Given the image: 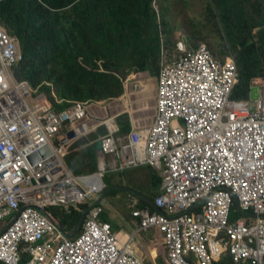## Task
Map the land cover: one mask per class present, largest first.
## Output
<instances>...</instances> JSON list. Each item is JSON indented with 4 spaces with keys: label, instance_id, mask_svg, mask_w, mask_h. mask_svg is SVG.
<instances>
[{
    "label": "built area",
    "instance_id": "built-area-1",
    "mask_svg": "<svg viewBox=\"0 0 264 264\" xmlns=\"http://www.w3.org/2000/svg\"><path fill=\"white\" fill-rule=\"evenodd\" d=\"M235 75L232 62L215 60L204 45L175 62L164 60L158 78L154 124L144 131H132L127 142L112 137L101 141L102 154L114 156L125 165L164 166L168 195L158 197L155 205L165 213L185 210L210 195L204 214L169 220L162 210L153 215L148 210L132 212L133 217L140 218L138 229L158 225L165 232L171 264H191V251L196 262L204 264L208 257L205 231L210 232L211 226L232 237L251 233L249 240H254L255 245L239 244L231 248V253L242 264H264V221L258 220L254 226L241 222L227 225L228 193L219 190L228 188L236 193L241 209L264 214V87L253 110L247 103L230 101ZM40 109L43 113L34 114L27 105L2 106L0 168L14 184L23 183L24 204L49 217L43 211L45 207L82 203L101 188L94 175L73 176L61 159L66 147L86 129L80 123L81 104L56 113L45 101ZM173 119H182L183 123L173 124ZM69 131L73 139L66 137ZM141 139L143 146L139 147ZM45 141L51 153L28 165L26 155ZM38 210L27 207L18 221H38ZM99 213V207L91 209L74 238L61 236L48 260L45 261V249L38 248L37 264H144L129 241H116L110 226L99 220ZM14 238L9 231L0 237V260L16 257Z\"/></svg>",
    "mask_w": 264,
    "mask_h": 264
},
{
    "label": "trees",
    "instance_id": "trees-1",
    "mask_svg": "<svg viewBox=\"0 0 264 264\" xmlns=\"http://www.w3.org/2000/svg\"><path fill=\"white\" fill-rule=\"evenodd\" d=\"M151 2L6 0L1 8L4 18L9 19L13 12L19 11L23 20L14 21L13 30L34 38L22 45L27 62L21 66L19 78L48 91L55 109L60 110L69 101L102 102L120 97L122 78L130 70L147 71L155 77L160 42ZM207 6L212 8L218 26L221 51L225 53L228 49L237 66L238 83L231 98L246 99L250 80L264 77V0H211ZM161 19L165 25L163 11ZM48 81L52 82L50 89L44 85ZM115 121L120 134L130 129L127 114L118 116ZM98 149V142L86 146L83 158L75 164L71 155L67 165L75 174L80 170L95 172ZM142 172L147 173L146 183L142 181ZM103 181L109 187L106 194L115 195L120 189L113 185L123 182L140 192L147 199L141 200V206L154 199L160 186V178L149 167L115 172ZM52 214L68 232L76 227L80 217V212L72 208L55 209ZM140 236L150 244L148 253L155 257V263L163 264L165 248L159 232L151 229ZM215 264L232 263L225 258Z\"/></svg>",
    "mask_w": 264,
    "mask_h": 264
},
{
    "label": "clouds",
    "instance_id": "clouds-1",
    "mask_svg": "<svg viewBox=\"0 0 264 264\" xmlns=\"http://www.w3.org/2000/svg\"><path fill=\"white\" fill-rule=\"evenodd\" d=\"M5 1L6 0H0V112L2 111V106L17 108L18 106L21 105L22 106L27 105L30 108L31 112H34V114H40L43 113V111L40 108L41 106L44 105V102L46 101L47 104L50 105L51 112L58 113L69 110L70 108H72V106H74L77 103L81 104V106L83 107V115L80 123L85 124L86 129L82 135L74 139H73L74 135L71 131L66 132V137L68 139H73V140L64 150V154L61 155V159L66 168V166H68L67 159L71 155H73L76 152L78 153L85 152L86 146L98 142L99 149L97 151L96 171L93 173H81V174L80 173L75 174L72 171H70V173L73 176H83V177L94 175L96 179L94 177L93 178L96 181L97 179L99 180V185L101 189L99 192H97V194L88 197V199L82 203H71L66 205H53V206L45 207L43 211L49 214V217H47L46 215H44L43 212H40L38 209H36V207H31L30 205L24 204L25 202L23 200V197L25 194V187L23 183L18 182L14 184L11 178L9 176H6L0 168V237H2V235L7 233L8 231L13 232V234L15 235L14 242H15V252H16V257L14 259H8V261H5L4 259L0 260V264H37L38 262L37 257L40 255L38 248L45 249L44 252L45 261L46 258L48 260L52 254V250L59 245L61 236H63L66 239H72L76 235H78L82 230V226L86 220V215L88 214V212L91 209L98 207L100 208L99 220L110 226L111 231L114 233L116 237V241L119 243H127L129 241V245L131 246L132 236L135 235L136 233H139L140 235L142 232H147L151 229L157 230L164 243V248H165L163 251L164 264H171V262L168 261V256H167L165 232H162L158 225H152L147 227L146 229H138L140 225V218L139 217L135 218L132 216V212L134 210H148L150 215L159 214L160 212L158 210H162V209H158V207L155 205V201L158 197L166 198L168 195L167 192L165 191L166 173L164 171V166L158 168V167H153L148 163H142V164L137 163V165H125L123 161L121 162L120 160H117L114 156L103 155L101 152V141L103 138L112 137L114 139L119 138L121 142L123 141L127 142L128 135L132 131L140 132L150 128L154 124L156 117L157 87H158V78L161 69V63L164 60H166L169 63L175 62L186 52L195 51L201 45H204L209 50V52L211 53V55L215 60L221 63L232 62L234 64L236 75H235V82L232 85L229 96L230 101L236 103H240V102L247 103L248 107L253 110L256 106V102L259 99L261 88L264 87V77L257 76L250 80L249 93L246 99H232L231 98L232 92L238 83V71L233 54L228 49H226L225 53L222 52L221 51L222 48L220 46H219L220 51L218 50V52L216 50H211L210 47H208L205 43H200V42L194 43L193 41H189L184 35H179L180 39L177 38L172 45L173 23L169 21L170 16L167 12V9L163 11V9L160 6L157 9L156 2H159L161 0H152L150 7L152 10H154L157 18L156 23L158 25L160 56L158 60L157 75L154 77L155 80L153 79L155 82L153 99H152L154 105H153V113L152 116L150 117L149 123H144L143 125L140 126L134 124L135 123L134 114H133L134 111L128 112L127 110H124L123 112L117 114L115 117L106 116L100 121L99 119H97L96 116L88 115L87 105L91 103L104 104L103 102L69 101L66 107L60 110H56L54 105L50 101L49 96L51 94L48 91L46 90L42 91L40 89V86L33 87L27 79L19 78L21 66L27 62L26 52L22 48V45L33 41L34 38H31L29 35L25 33H16L13 30V22L23 20L22 15L19 11H15L11 14V17L9 19L4 18V15L1 13V8ZM162 11L164 12L165 25H163L161 19ZM33 14H35V12ZM257 31L258 29L255 31V33ZM130 72L131 70L126 74L127 77L126 81L132 78L131 75H129ZM133 72L137 76L141 75V73L149 74L147 71L144 72L133 71ZM44 85L45 87H49L50 89L52 86V82L50 81L45 82ZM127 86H123V93L125 91L126 96H127L126 92H128V90L126 89ZM135 88H138V86H135ZM251 90H256V97L254 99L250 98ZM141 91L142 90L139 91L138 89V94L136 96L140 95ZM118 98L110 99L108 101H115V100L118 101L119 100ZM127 98H129V96ZM56 103H59V101L57 100ZM137 107H140L139 104ZM122 114L128 115V120L130 125V129L124 134L119 133L118 125L116 124L115 121L116 118ZM92 122L94 123L93 127L90 126ZM137 122L142 123L138 120ZM172 123L181 125L183 123V120L173 119ZM100 129H103L104 132L101 133L99 131ZM68 134H71V137H68L67 136ZM91 136H93L92 139ZM79 142L81 143L79 144ZM140 143L141 145L139 147H142L143 146L142 139L140 140ZM14 146L16 149L20 148L19 145L14 144ZM42 152L45 153L44 156L42 155ZM50 153L51 152L49 148V143L45 141L44 143L40 144L35 150L28 153L25 157V160L27 161L28 165H33L40 159L47 157ZM143 167H149L160 178V186L158 192L155 194L154 199L148 202V205L141 206V200L147 201V199L140 192L135 191L128 186L113 185V187L125 191V193H127V195L131 197L130 198L131 202L127 205V208L130 211L129 221L134 227V231L131 236L124 237L123 239H119L113 229L116 228V226L112 225L111 222L108 221L105 215L104 205L102 204V200L106 196V193L109 189V187L108 186L106 187L104 184L102 174L126 172ZM126 180H124V182ZM219 190H223L228 193L229 203H228V212L226 217L227 225H232V224H236L237 222H241L243 225L249 224L248 226H254L258 220L264 221V214H257L253 212L252 209H248V210L241 209L240 201L236 193H232L230 190H228V188H219ZM104 192L105 194L103 195ZM10 195L12 196L10 197ZM209 199H210V195L203 196L202 198L198 199L193 205L189 206L187 209L180 211L178 210L174 213H165L164 210L162 211L165 213V216H167L169 220L180 215L191 216L199 213L204 214L203 210L205 204ZM87 201H90L92 203H88ZM80 206H85V207L82 208ZM27 207L39 211L40 219L38 221L28 222V223H22L18 221L21 214L26 210ZM69 208L78 210L80 212V216L82 211L85 210L80 227L77 228L78 225L77 223L76 227L70 232L66 231L63 228V226H60L57 217L52 214V212H54L55 209H69ZM125 208H126V204H125ZM48 227H50V229ZM210 228H211L210 232L205 231V236L207 238V240L205 241L206 243L205 247L208 257L204 258L203 260L204 264H215L216 262L221 261L225 258L229 259L232 264H242L240 263L241 260L238 261L234 260V255L231 253V248L239 244L255 245L254 240L253 241L249 240V238L251 237V233H242L239 235V237H237L236 235L232 237L231 235L226 234L224 230L218 231L214 226H211ZM30 249H34L35 251L31 252ZM190 253L194 254V252L192 251ZM190 253L188 254V261L191 264H198L195 258L192 255H190ZM153 260L155 262V257H153ZM141 261L143 262V260Z\"/></svg>",
    "mask_w": 264,
    "mask_h": 264
},
{
    "label": "rangeland",
    "instance_id": "rangeland-1",
    "mask_svg": "<svg viewBox=\"0 0 264 264\" xmlns=\"http://www.w3.org/2000/svg\"><path fill=\"white\" fill-rule=\"evenodd\" d=\"M208 1L211 0H161L156 2L157 9L159 6L163 9V11L167 9L170 16L169 21L173 23L172 45L174 41L180 37L179 35H184L189 41H193L194 43H205L211 50H216L218 52L221 44V37L219 36L216 20L213 18V10L211 7L207 6ZM129 75L131 74L129 73ZM126 78V75L122 78V84L123 86L128 85L127 88L129 87V90L131 87L132 92L129 98H127L124 91V93L118 98V101L106 100L102 102L107 104L109 107L114 105L112 102H116L117 105L119 104V108L123 107L124 110H127L128 112L134 111V107H137L139 104L140 107L135 109L137 110V120L142 122V124L148 123L153 113L154 104L152 99L155 87V78L150 77L147 73H141L139 76L134 74L132 78L127 81ZM135 86H138L137 89H147L150 92L146 94L145 92L143 93L146 97L135 99ZM124 110L120 111V113ZM99 131L101 133L104 132L103 129H100ZM92 138L93 136H91V139ZM73 155L75 160L74 163L77 164V160H81L83 158L84 152H76ZM66 168L69 172L72 171L68 166H66ZM79 173H82V170H80ZM112 174L113 173H105L102 174V177H111ZM142 181L144 183L148 181L146 172H142ZM121 186L126 185L123 182ZM115 192V195L106 194L102 200V204L104 205L105 215L108 221H110L112 225L116 226V228H113L114 232L119 239H123L124 237L131 236L134 231V227L129 221L130 211L127 208V205L131 202V197L121 190H117ZM87 202L92 203L90 201ZM145 239L149 240L147 236ZM131 246L138 259L142 260L143 255H145V264H155L153 257L148 253L150 244L146 243L145 240L141 238L139 233L132 236ZM163 262L164 258L162 263Z\"/></svg>",
    "mask_w": 264,
    "mask_h": 264
},
{
    "label": "crops",
    "instance_id": "crops-1",
    "mask_svg": "<svg viewBox=\"0 0 264 264\" xmlns=\"http://www.w3.org/2000/svg\"><path fill=\"white\" fill-rule=\"evenodd\" d=\"M131 75L133 76L135 73L131 70ZM128 90V92H126L127 94V97L130 96V92H131V89L129 90V88H126ZM141 89H139L140 91ZM135 94L137 95L138 94V89L135 88ZM143 97H146V95H143V94H140L138 96L135 97V99H141ZM116 101V100H115ZM114 105L109 107L107 104H98V103H91L89 105H87V113L88 115L90 116H96L97 119H99V121L103 118H105L106 116H112V117H115L117 114L120 113V111L124 110L123 107L119 108V104L117 105L116 102H112ZM137 107H134V124L140 126V125H143L142 123H138L137 122V116H136V113H137ZM98 122V120H97ZM149 123V122H148ZM90 126H94V123L92 122L90 124Z\"/></svg>",
    "mask_w": 264,
    "mask_h": 264
},
{
    "label": "water",
    "instance_id": "water-1",
    "mask_svg": "<svg viewBox=\"0 0 264 264\" xmlns=\"http://www.w3.org/2000/svg\"><path fill=\"white\" fill-rule=\"evenodd\" d=\"M255 97H256V90H251V92H250V98H251V99H254ZM67 136H68V137H71V134H68ZM42 155L44 156L45 153L42 152ZM104 194H105V192L103 193V195H104ZM84 213H85V210H83L82 213H81V216H80V218H79V220H78L77 228H79L80 225H81V221H82V219H83ZM77 228H76V229H77Z\"/></svg>",
    "mask_w": 264,
    "mask_h": 264
},
{
    "label": "bare ground",
    "instance_id": "bare-ground-1",
    "mask_svg": "<svg viewBox=\"0 0 264 264\" xmlns=\"http://www.w3.org/2000/svg\"><path fill=\"white\" fill-rule=\"evenodd\" d=\"M131 73H132V72H130V74H131ZM131 77H132V75H131ZM142 78H143V77H142ZM144 92H145V94H146V93H148V92H150V91H148L147 89H145V90H142V91H141V94H143ZM145 94H143V95H145ZM146 120H147V119H146ZM146 122H147V121H146Z\"/></svg>",
    "mask_w": 264,
    "mask_h": 264
}]
</instances>
